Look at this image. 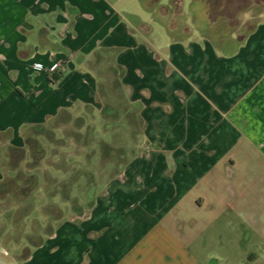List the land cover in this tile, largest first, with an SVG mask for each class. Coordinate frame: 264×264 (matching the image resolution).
I'll return each instance as SVG.
<instances>
[{"label":"crops","instance_id":"crops-1","mask_svg":"<svg viewBox=\"0 0 264 264\" xmlns=\"http://www.w3.org/2000/svg\"><path fill=\"white\" fill-rule=\"evenodd\" d=\"M175 1L158 8L169 41L157 45L149 26L106 0H0V67L16 71L0 79L3 140L15 143L24 127L76 107L115 113L128 104L141 123L140 133L128 124L138 151L87 202V214L33 249L47 239L60 251L83 237L84 248L69 250L72 264H207L186 242L205 218L220 220L240 256L264 254V200L243 202L242 191L235 210L229 189L239 171L264 174V11L251 31L225 35V24L236 26L211 23L207 0H190L187 15ZM241 13L243 28L250 14ZM96 62L114 71L106 94L107 78L88 68ZM112 94L122 102L108 104Z\"/></svg>","mask_w":264,"mask_h":264},{"label":"rangeland","instance_id":"rangeland-1","mask_svg":"<svg viewBox=\"0 0 264 264\" xmlns=\"http://www.w3.org/2000/svg\"><path fill=\"white\" fill-rule=\"evenodd\" d=\"M106 2L124 19L149 26L153 33L151 39L157 45L168 43L167 28L159 20L157 12L160 6L172 7L177 1ZM179 3L182 4L184 15L189 14L190 0H180ZM216 4L221 6V2ZM241 4L240 6H244L247 1ZM262 11L264 3L251 6L247 10L250 19L243 28L238 25L247 14L239 13L234 16V20L231 16L232 22L226 18H219L215 22L227 20L230 26L236 27L227 30L225 24L224 34L230 35L229 31H233L238 36L239 33H245L248 22L258 21ZM184 21L191 25L190 17H184ZM173 27L174 24L171 25ZM187 30L188 28L185 29ZM231 50L227 48L224 52ZM107 66V63L97 62L88 66L93 73L107 78L104 82L105 94L114 87V71ZM14 72L16 73L15 70L6 71L0 67V79L3 74L12 77ZM3 90L5 87H0V94ZM118 97L119 99H115L112 94V98L108 99L104 96L108 104L122 102L120 95ZM126 98L123 96V101L126 102ZM97 108L76 107L73 111L59 113L58 117L43 125L24 127L16 133L15 143L3 140L5 134H1L0 264H72V260L68 261L72 258L69 250L72 252L73 249H82L88 244L83 237L78 240L70 238L59 243L60 251H56L55 248L51 249L47 239H43V251H37L30 241L33 237L45 238L55 228L66 225L68 220L82 219L88 211L87 202L93 200L97 191L108 184L127 159L132 157L133 151H138L140 144L132 143V129L128 126L130 123L135 124L137 127L134 128L140 133L141 123L137 112L128 104L123 111L121 107H117L115 113L105 112L106 107L102 108L100 105ZM3 128L0 123V130ZM107 130L109 131L106 133ZM242 167L239 168L242 170ZM246 173L239 171L230 181L229 189L233 190L231 204L235 210L241 206L237 200L242 191L246 193L243 202L255 198L264 200V174L255 171ZM202 220V223L191 225L196 233L191 240L186 241L187 244L196 243L192 247L194 252L191 250L195 260L207 264H264V254H259L257 249L249 248L254 254L252 259L247 255L240 256L241 250L228 242L223 233H219L220 220L213 223L205 218ZM249 226V223L243 225L244 228ZM186 227L188 228L187 224ZM258 227L261 228V233L258 234L264 235V225L260 224ZM221 235L224 241L220 244ZM27 252H31V257L21 260L22 255Z\"/></svg>","mask_w":264,"mask_h":264},{"label":"trees","instance_id":"trees-1","mask_svg":"<svg viewBox=\"0 0 264 264\" xmlns=\"http://www.w3.org/2000/svg\"><path fill=\"white\" fill-rule=\"evenodd\" d=\"M247 1V4L244 6L241 3H244ZM252 1V2H251ZM216 2H221L217 5ZM250 3H253L252 5ZM262 3V0H207V8L209 11V19L211 22H215L219 18H226L228 21L232 22L233 17L236 16L238 13L247 11L251 8V6L257 5L260 6ZM254 27V24L251 22L247 23V29L246 31H251ZM18 149H15V151ZM33 248L39 247L42 244V239L40 237L32 238L30 241ZM30 256V252H27L26 254H23L22 259H27Z\"/></svg>","mask_w":264,"mask_h":264},{"label":"built area","instance_id":"built-area-1","mask_svg":"<svg viewBox=\"0 0 264 264\" xmlns=\"http://www.w3.org/2000/svg\"><path fill=\"white\" fill-rule=\"evenodd\" d=\"M32 69L35 70V71H41L42 68L39 65H33Z\"/></svg>","mask_w":264,"mask_h":264},{"label":"flooded vegetation","instance_id":"flooded-vegetation-1","mask_svg":"<svg viewBox=\"0 0 264 264\" xmlns=\"http://www.w3.org/2000/svg\"><path fill=\"white\" fill-rule=\"evenodd\" d=\"M243 12H245V11H243Z\"/></svg>","mask_w":264,"mask_h":264}]
</instances>
